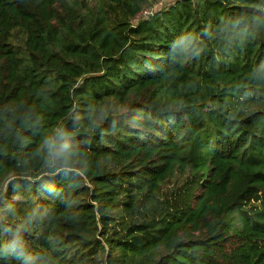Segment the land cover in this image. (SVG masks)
I'll return each mask as SVG.
<instances>
[{"label": "trees", "instance_id": "16d2710c", "mask_svg": "<svg viewBox=\"0 0 264 264\" xmlns=\"http://www.w3.org/2000/svg\"><path fill=\"white\" fill-rule=\"evenodd\" d=\"M163 1L0 0V264H264V0Z\"/></svg>", "mask_w": 264, "mask_h": 264}, {"label": "built area", "instance_id": "2783aa9c", "mask_svg": "<svg viewBox=\"0 0 264 264\" xmlns=\"http://www.w3.org/2000/svg\"><path fill=\"white\" fill-rule=\"evenodd\" d=\"M159 3L154 4L153 7L145 8L141 12L138 13L137 17L135 18V21L141 19L142 17L148 18L149 16L153 15L157 7H159Z\"/></svg>", "mask_w": 264, "mask_h": 264}, {"label": "rangeland", "instance_id": "374dc122", "mask_svg": "<svg viewBox=\"0 0 264 264\" xmlns=\"http://www.w3.org/2000/svg\"><path fill=\"white\" fill-rule=\"evenodd\" d=\"M169 1H171V0H164L163 2H160L159 6L162 5V4H166ZM14 41L16 42V45L21 46V48H22V40H21V37L19 36V34H16L14 36ZM165 186L169 187V186H171V184L167 183V184H165Z\"/></svg>", "mask_w": 264, "mask_h": 264}]
</instances>
